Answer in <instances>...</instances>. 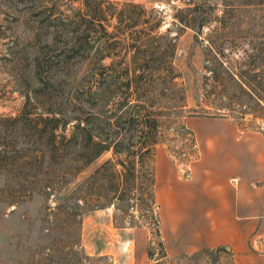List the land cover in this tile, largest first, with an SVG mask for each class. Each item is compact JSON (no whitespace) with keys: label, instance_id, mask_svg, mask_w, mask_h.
Returning <instances> with one entry per match:
<instances>
[{"label":"rangeland","instance_id":"rangeland-1","mask_svg":"<svg viewBox=\"0 0 264 264\" xmlns=\"http://www.w3.org/2000/svg\"><path fill=\"white\" fill-rule=\"evenodd\" d=\"M128 4L140 9L118 18ZM262 50L264 0H0V264H233L222 248L161 258L145 212L125 201L114 213L105 205L109 176L91 180L111 152L76 171L69 138L98 87L122 99L119 67L170 65L154 90L130 96L165 108L153 151L156 194L158 176H191L196 129L225 119L264 137V113L252 101L244 110L235 83L204 78L205 67L255 74L261 61L250 56ZM77 201L80 217L65 210Z\"/></svg>","mask_w":264,"mask_h":264},{"label":"crops","instance_id":"crops-1","mask_svg":"<svg viewBox=\"0 0 264 264\" xmlns=\"http://www.w3.org/2000/svg\"><path fill=\"white\" fill-rule=\"evenodd\" d=\"M194 133L191 176H158L166 257L222 248L233 264H264V137L225 119Z\"/></svg>","mask_w":264,"mask_h":264},{"label":"trees","instance_id":"trees-1","mask_svg":"<svg viewBox=\"0 0 264 264\" xmlns=\"http://www.w3.org/2000/svg\"><path fill=\"white\" fill-rule=\"evenodd\" d=\"M140 9L139 5L128 4L119 11L118 18L123 17L124 10ZM155 29L154 25L149 27V32ZM150 34V33H149ZM250 59L259 60L258 72L251 74L250 70L238 74L230 69L222 67H205L206 80H211L216 86L225 88L228 81L235 83L239 95L235 97L244 110L248 109L250 101L255 103L256 111L264 113V50L256 51ZM153 53H150L152 55ZM137 55V54H136ZM136 55L133 58H136ZM137 61L119 67L121 75L127 80L120 85L119 90L124 91L120 100H108L104 92L105 87H98V100L89 105V112L83 120H77L73 125L70 141H74L73 151L70 152V160L79 163L80 171L94 159L105 152H111V159L103 163L92 176L96 180L103 173L109 176L113 183V194L107 200L106 206H113L114 213L117 206L129 201L131 208L140 207L145 212V217L154 228V236L158 239V245L162 250L161 258L165 257L164 247L160 235V220L157 212L158 206L155 201V179L152 166L154 158V147L159 143L158 129L159 118L163 115V108L159 106L160 101L155 99L138 98L131 99L130 96L138 91L150 92L154 90L153 80L160 78L162 74H172L170 65L167 69L149 66L147 62L141 65ZM111 68V67H110ZM110 70V69H107ZM115 73V70H113ZM143 80L144 83H141ZM182 99V98H181ZM183 106H180L182 108ZM264 118V116L260 117ZM42 120V119H41ZM53 118L43 119L42 122H50ZM54 133V132H52ZM81 140L78 144L77 139ZM192 146L195 147L194 137ZM76 147L77 150H76ZM142 193H137V192ZM79 202L65 207L66 211L74 212ZM100 199L93 204L99 207ZM62 206L56 207L60 209ZM116 210V211H115ZM121 211V210H120ZM138 225H134L137 227Z\"/></svg>","mask_w":264,"mask_h":264},{"label":"built area","instance_id":"built-area-1","mask_svg":"<svg viewBox=\"0 0 264 264\" xmlns=\"http://www.w3.org/2000/svg\"><path fill=\"white\" fill-rule=\"evenodd\" d=\"M155 9L159 13H167V11H168L167 6L165 4H163V5L155 4Z\"/></svg>","mask_w":264,"mask_h":264}]
</instances>
